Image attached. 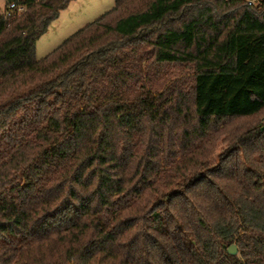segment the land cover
Wrapping results in <instances>:
<instances>
[{"label":"trees","instance_id":"trees-1","mask_svg":"<svg viewBox=\"0 0 264 264\" xmlns=\"http://www.w3.org/2000/svg\"><path fill=\"white\" fill-rule=\"evenodd\" d=\"M71 1L0 16V264H264V0H113L37 59Z\"/></svg>","mask_w":264,"mask_h":264},{"label":"rangeland","instance_id":"rangeland-1","mask_svg":"<svg viewBox=\"0 0 264 264\" xmlns=\"http://www.w3.org/2000/svg\"><path fill=\"white\" fill-rule=\"evenodd\" d=\"M6 2L7 0H0V10L5 7ZM112 7L113 0H72L66 9L59 12L57 19L48 25L46 32L36 41V58H43L70 34L91 23ZM169 70L171 80L183 79L186 81V86L189 85L191 72L188 69L173 67ZM237 254L236 249L235 255Z\"/></svg>","mask_w":264,"mask_h":264},{"label":"built area","instance_id":"built-area-1","mask_svg":"<svg viewBox=\"0 0 264 264\" xmlns=\"http://www.w3.org/2000/svg\"><path fill=\"white\" fill-rule=\"evenodd\" d=\"M24 8L20 5H17L15 2H11L5 5L3 9L0 10V16L7 19L13 15H20L23 12Z\"/></svg>","mask_w":264,"mask_h":264},{"label":"water","instance_id":"water-1","mask_svg":"<svg viewBox=\"0 0 264 264\" xmlns=\"http://www.w3.org/2000/svg\"><path fill=\"white\" fill-rule=\"evenodd\" d=\"M227 254L230 255V256H235L236 254V248L231 245L227 248Z\"/></svg>","mask_w":264,"mask_h":264}]
</instances>
